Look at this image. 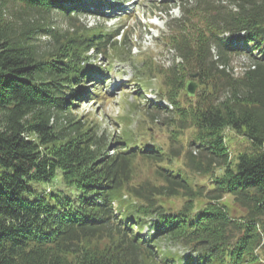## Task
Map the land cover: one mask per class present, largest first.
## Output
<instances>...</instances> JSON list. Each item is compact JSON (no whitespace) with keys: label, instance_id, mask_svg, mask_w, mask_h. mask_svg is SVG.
I'll list each match as a JSON object with an SVG mask.
<instances>
[{"label":"trees","instance_id":"16d2710c","mask_svg":"<svg viewBox=\"0 0 264 264\" xmlns=\"http://www.w3.org/2000/svg\"><path fill=\"white\" fill-rule=\"evenodd\" d=\"M115 2L0 0V264H264V0H178L167 15V104L146 106L171 127L166 147L73 114L105 69L89 51L127 44L125 27L77 15ZM227 130L247 145L231 150ZM137 160L152 170L133 182Z\"/></svg>","mask_w":264,"mask_h":264},{"label":"rangeland","instance_id":"374dc122","mask_svg":"<svg viewBox=\"0 0 264 264\" xmlns=\"http://www.w3.org/2000/svg\"><path fill=\"white\" fill-rule=\"evenodd\" d=\"M84 1V0H82ZM86 1V0H85ZM92 1V0H91ZM97 1V0H96ZM120 1L121 0H116ZM155 0H127L126 3L118 7L121 11H103L101 8L99 14L80 13L77 19L81 23L94 25L102 23L112 32L122 26L126 28V47H121L119 42L114 50H106V53L89 51L90 58L99 65L105 67L112 60V68L109 74V85L103 87L109 93L108 98H93L82 100L80 98L74 107L73 114L80 117L86 125L96 124L99 131H103L114 137L118 135L120 128L135 131L136 139L149 140V142L159 144L166 147L169 142L171 127L162 123L161 119L151 121L146 115V106L150 101L161 92L163 74L157 71V67L167 68L175 57V53L168 49L169 44L166 43L165 34L168 30L165 20L167 15L178 16L180 10L177 1L168 0L169 9L162 11L153 3ZM84 5V4H83ZM91 10L90 4L84 5ZM167 11V12H166ZM58 24L63 22L58 21ZM117 41L121 40L120 36H116ZM110 38L107 42H114ZM130 48L129 54L127 49ZM120 53V55H119ZM244 56L232 57L230 64L234 66V70H239L245 64ZM86 63V62H85ZM93 64V63H92ZM136 67H132V65ZM147 65L151 66L150 68ZM96 66V65H95ZM140 68H142L140 70ZM135 75V77H133ZM92 78H88L86 84L90 89ZM89 80V81H88ZM100 90V91H99ZM98 91L101 92V89ZM95 94V93H94ZM87 98V97H86ZM85 99V98H84ZM159 99V97L157 98ZM161 103L167 104V101L160 99ZM227 145L231 150L237 151L243 145H247L239 135L227 130ZM149 162L137 160L135 163V179L133 182L142 180L151 174L152 166ZM61 171L57 170L53 183L63 190L68 187L61 182ZM47 184L40 182L38 186ZM70 192L75 190L70 187ZM175 205H180L179 200H175Z\"/></svg>","mask_w":264,"mask_h":264},{"label":"water","instance_id":"95a60500","mask_svg":"<svg viewBox=\"0 0 264 264\" xmlns=\"http://www.w3.org/2000/svg\"><path fill=\"white\" fill-rule=\"evenodd\" d=\"M192 77H195L196 74H192ZM185 89L188 92V94L193 95L196 89V83L193 80H187L185 83Z\"/></svg>","mask_w":264,"mask_h":264}]
</instances>
